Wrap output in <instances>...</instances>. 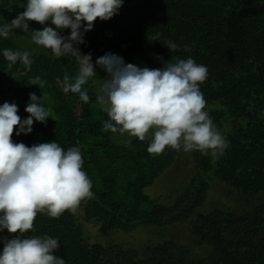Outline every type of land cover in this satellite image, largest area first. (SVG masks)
<instances>
[{"label":"trees","instance_id":"trees-1","mask_svg":"<svg viewBox=\"0 0 264 264\" xmlns=\"http://www.w3.org/2000/svg\"><path fill=\"white\" fill-rule=\"evenodd\" d=\"M26 2L0 0V24L10 23ZM30 28L42 25L31 22ZM11 34L29 38L31 31L15 29ZM69 34L70 29L61 31L63 36ZM169 41L178 46L175 51L164 46ZM17 43L0 37V106L15 103L21 119L27 118L29 93L38 97L42 93L26 80L40 76L47 81L43 103L51 117L43 124L34 121L27 135L14 132L13 141L29 147L53 141L65 150L79 147L93 192L78 206L82 215L65 211L51 218L38 213L34 231L25 233L26 237L57 238L60 247L55 255L65 264H264V0H124L117 15L108 21L97 19L84 34V43L77 45L83 54H92L93 63L99 56L114 53L126 64L143 67L154 54L162 65L171 58H192L207 67L208 78L200 85L205 110L229 147L218 158L191 151L194 171L183 190L167 203L149 198L143 190L178 151L166 148L152 155L147 152V140L113 142V133L103 131L107 115L96 105L92 81L84 86L89 103L63 91L64 73L77 72L75 60L56 58L51 50L35 44ZM6 48L30 51L31 70L19 63L9 69L3 56ZM97 74L104 71L97 68ZM213 178L237 194L244 210L199 209ZM84 221L100 234L113 229L131 232L141 224H187L179 241L165 237L135 248L90 241ZM0 238L2 252L3 240L14 234L4 229Z\"/></svg>","mask_w":264,"mask_h":264},{"label":"clouds","instance_id":"clouds-1","mask_svg":"<svg viewBox=\"0 0 264 264\" xmlns=\"http://www.w3.org/2000/svg\"><path fill=\"white\" fill-rule=\"evenodd\" d=\"M123 3L27 0L24 10L10 23L0 24V37L7 39L15 29L31 31V43L51 50L56 58L71 56L78 69L75 75L64 73L63 91L78 94L83 103L90 102L89 90L84 86L94 82L97 68L102 69L105 77L96 93V105L107 115L103 131L147 140V152L152 155L170 148L222 156L229 144L205 110L207 102L200 90L208 78L205 65L192 58H171L161 68L139 67L126 64L114 53H106L93 63L91 53L80 51L77 45L84 43V34L93 29L97 19H112ZM31 22L42 28L31 29ZM64 29H70L68 36L61 35ZM156 39L158 35L153 37ZM164 46L170 51L178 47L171 41ZM3 56L9 69L19 63L30 71L34 62L27 50L6 48ZM26 81L39 86L42 93L40 97L29 93L27 118L21 119L15 103L0 106V231L14 234V238L3 240L0 264H65L55 255L60 247L57 238L26 237L25 233L34 231L38 213L59 218L65 211H75L83 200L93 197L92 183L83 170L79 147L65 150L55 141L29 147L13 141L14 132L17 136L27 135L34 121L43 124L51 117L43 103L47 81L40 76ZM127 146H131L130 141Z\"/></svg>","mask_w":264,"mask_h":264},{"label":"rangeland","instance_id":"rangeland-1","mask_svg":"<svg viewBox=\"0 0 264 264\" xmlns=\"http://www.w3.org/2000/svg\"><path fill=\"white\" fill-rule=\"evenodd\" d=\"M9 38L16 43L24 41L26 45L33 44L30 41V37L14 36L13 34H10ZM145 65L146 66L143 67L161 68L163 66L159 57L154 54L152 61ZM104 77L105 72L103 75L97 74L94 82H92L91 89L95 93L99 91ZM131 138L133 137H129L127 134L120 135L119 133H116L111 135L112 141L116 143H123ZM193 171V161L190 152L180 150L175 156L173 162L163 170L152 184L145 187L143 191L149 198L155 199L160 203L171 202L175 195L183 190ZM209 183L206 199L199 209L207 211L214 207H221L231 208L237 211L244 210L245 205H243L237 194L229 192L223 183L221 184V182L215 178L211 179ZM75 213L82 215V209L77 207ZM184 222L185 221H178L163 226L141 224L131 232L113 229L107 234H100L97 228L90 222L84 221L82 222V225L84 232L86 231L88 235H90L89 239L92 242L96 241L103 244L113 242L118 243L123 247L141 248L143 244L156 243L162 241L165 237H170L175 241H179L181 237L185 236V227L187 223ZM86 232L85 234H87ZM198 251H202V248H199Z\"/></svg>","mask_w":264,"mask_h":264}]
</instances>
